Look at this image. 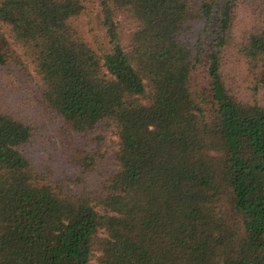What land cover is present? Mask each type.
Here are the masks:
<instances>
[{"label":"trees","instance_id":"1","mask_svg":"<svg viewBox=\"0 0 264 264\" xmlns=\"http://www.w3.org/2000/svg\"><path fill=\"white\" fill-rule=\"evenodd\" d=\"M0 264H264V0H0Z\"/></svg>","mask_w":264,"mask_h":264},{"label":"rangeland","instance_id":"2","mask_svg":"<svg viewBox=\"0 0 264 264\" xmlns=\"http://www.w3.org/2000/svg\"><path fill=\"white\" fill-rule=\"evenodd\" d=\"M98 14H99V12L94 13L93 25H95L96 28L101 29L102 27H101L99 20H98ZM86 21H87V18H84V19H82V22H81V25L85 29V31H87V28H88ZM100 36L103 37V34L100 33ZM87 37L90 40L92 39V35L88 32H87ZM19 92L21 94L26 95V91L21 90ZM22 102H23V99H22ZM106 125H107V127H106V132H105V138H104V143L102 146V150L106 153V160L102 165V172L104 174H108L109 172H111L113 169H115L117 167V161L115 158V151L117 149V146L115 144V141H116L115 128H114V125L112 123L109 125L105 124L102 126L104 127ZM32 155L36 159H42L44 162H47L46 159L47 160L49 159L47 154L43 150H40V148H38L36 151H33Z\"/></svg>","mask_w":264,"mask_h":264}]
</instances>
